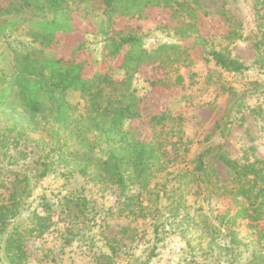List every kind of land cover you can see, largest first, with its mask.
<instances>
[{
	"label": "trees",
	"instance_id": "obj_1",
	"mask_svg": "<svg viewBox=\"0 0 264 264\" xmlns=\"http://www.w3.org/2000/svg\"><path fill=\"white\" fill-rule=\"evenodd\" d=\"M254 3L264 7V0ZM154 8L167 10L166 22L144 25ZM77 20L92 28L89 33L97 39L100 55L82 57L88 49L84 40L70 52L57 49L60 34H73ZM122 20L138 24L118 27ZM208 22V12L188 0H0V187L6 192L0 198V264H28L29 236L43 235L57 211L74 208L84 222L92 221L89 215L97 210L83 188L81 194L64 196L56 204L47 194L35 195L40 182L56 171L113 188L127 216L146 217L153 211L155 231L162 209L176 210L173 215L183 211L181 222L191 229L192 213L203 207L194 200L188 204L187 193L199 197L205 189L206 199H228L233 208L219 216V224L199 213L202 225L195 221L192 226L199 240L191 248L204 243L216 251L219 247L211 246L219 245L215 234L222 227L247 224L255 234L251 260L264 264V159L240 163L210 144L196 155L191 169L169 170L177 163L167 144L175 152L188 142L182 117L169 109L144 114V95L135 86L146 63L169 68L189 60L190 48L181 41L201 35ZM157 31L175 40H154ZM241 38L237 28L211 34L204 40V57L222 71L243 74L250 66L224 44ZM261 44L260 39L255 43L254 64L264 76ZM151 84L169 87L163 79ZM223 88L232 100L218 125L221 139L247 108L246 96L259 91ZM141 122L149 128L146 133ZM211 155L226 167L230 183L208 165ZM145 199L148 205H143ZM67 230L68 243L76 232ZM234 233L223 245L233 260L241 246L249 244ZM102 238L111 254H103L100 264H112L124 251L121 240Z\"/></svg>",
	"mask_w": 264,
	"mask_h": 264
},
{
	"label": "rangeland",
	"instance_id": "obj_2",
	"mask_svg": "<svg viewBox=\"0 0 264 264\" xmlns=\"http://www.w3.org/2000/svg\"><path fill=\"white\" fill-rule=\"evenodd\" d=\"M188 1L197 4L209 14V22L203 28L201 35L191 37L186 42L181 41V44L190 48V59L169 68L158 62L146 63L141 66L135 83L138 91L144 95V114L169 109L173 115L182 117L184 139L188 142L186 148L184 145H178L179 148L175 152L172 146L167 144V150L177 163L176 166H170L169 170L191 169L196 155L210 144L240 163L254 161L257 158L264 159V76L254 64L255 43L258 39L262 41L261 46L264 51V7L255 5L254 0ZM167 17L168 13L164 8L151 9L144 25L152 27L165 23ZM126 24L136 25L138 22L122 20L118 27H124ZM230 28H237L243 33V38L235 42H224L233 56L250 66L243 74L236 75L222 71L215 66L213 60L204 57L205 38L211 37L213 33L222 35ZM91 30L90 26L77 20L73 34H60L57 49L70 52L84 40L88 49L83 52L82 57L92 59L93 56L100 55L101 52H98L96 46L97 39L89 33ZM154 33V40L166 41V33L158 31ZM167 40H175V38H167ZM158 79L166 80L169 87L151 84ZM223 85H232L241 91L254 89L259 91L246 96L247 108L237 115L228 136L221 139L218 125L232 100ZM140 129L144 133L149 130L144 122L140 123ZM30 137H38V135L32 134ZM175 139L173 137L172 141ZM206 161L208 165L216 168L221 179L230 183L231 177L218 157L211 155ZM168 176L173 178V174ZM164 180L160 178L158 182L162 183ZM82 188L97 210L89 215L92 221L84 222V217L74 208L68 213L57 211L49 229L43 235L29 236L26 242L28 264H100L104 261L101 257L103 254H111L110 249L105 246L102 235L121 240L124 251L112 264H142L148 257V264H253L250 241L254 239L255 234L247 224H240L232 229H228L227 226L222 227L221 232L215 234L217 243L221 246L215 244L211 246L219 247L216 251L205 248L204 243L201 247H195L196 249L191 248V244L195 245L199 240L197 228L192 229L195 221L202 225L203 217L199 213H204L210 222L219 224V216L233 208L228 199H206L205 189L199 197L187 193L188 204L194 200L197 201L198 207H203L200 211L194 209L195 213H192V217L195 220H190L191 229L187 230L188 226L181 222L183 211L173 215L176 210L172 212L169 209H162L159 215L161 217L156 224L158 228L155 231L152 221L153 211L149 210L146 217L127 216L125 215L127 212L122 211L123 204L116 190L95 185L78 176H68L62 171L52 172L44 178L35 188V195L47 194L56 204L64 196L81 194ZM1 193H6L2 187H0V198ZM143 205H148L146 199ZM154 208L155 206L151 209ZM68 228L76 232L74 234L76 239L67 243L65 237H69ZM233 231L238 240L249 243L247 246H241L242 250L235 260L223 247L230 243L228 235L230 236ZM97 256L99 257L96 258Z\"/></svg>",
	"mask_w": 264,
	"mask_h": 264
}]
</instances>
